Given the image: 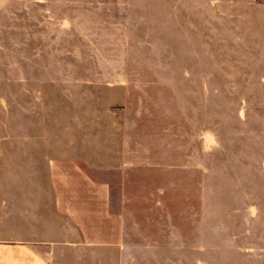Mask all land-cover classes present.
I'll return each mask as SVG.
<instances>
[{"label": "rangeland", "instance_id": "rangeland-1", "mask_svg": "<svg viewBox=\"0 0 264 264\" xmlns=\"http://www.w3.org/2000/svg\"><path fill=\"white\" fill-rule=\"evenodd\" d=\"M73 142L139 264H264V0H0V198Z\"/></svg>", "mask_w": 264, "mask_h": 264}, {"label": "crops", "instance_id": "crops-1", "mask_svg": "<svg viewBox=\"0 0 264 264\" xmlns=\"http://www.w3.org/2000/svg\"><path fill=\"white\" fill-rule=\"evenodd\" d=\"M78 146L45 155L49 185H17L13 199L0 198V264H139L125 212L113 207L117 188L83 169ZM129 160L136 165L137 152Z\"/></svg>", "mask_w": 264, "mask_h": 264}]
</instances>
